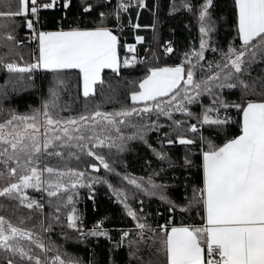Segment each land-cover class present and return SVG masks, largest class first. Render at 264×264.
I'll return each instance as SVG.
<instances>
[{
	"label": "snow or ice",
	"instance_id": "1",
	"mask_svg": "<svg viewBox=\"0 0 264 264\" xmlns=\"http://www.w3.org/2000/svg\"><path fill=\"white\" fill-rule=\"evenodd\" d=\"M132 7L144 9L148 5L146 0H115L114 6L113 0H80L79 17H70L72 0H0V71L8 74L5 85L14 90L26 82L32 83L31 74L37 70L53 76L48 98L29 114L0 109V167L4 169L0 178L6 181L0 187V197L18 202L16 209L25 206L38 210L41 216L26 226L31 216L14 222L10 216L0 215V264H82L51 239L54 227L63 226L62 207H70L66 225L77 233L76 237L64 233L65 241L82 240L85 236L111 241L103 221L85 233L75 207L77 188L87 187L89 198L94 199L96 184L107 185L134 221L132 228L120 230V239L114 242L117 248L127 246L129 264H264V0H234L239 44L233 40L226 47L213 42L220 19L215 15V0H181L179 6L173 0L170 14L182 7L197 20L199 47L184 52L183 60L171 66L141 61L143 77L127 81L131 86V105L121 104L105 111L104 103L119 101L115 95H106L105 85L111 92H118L104 79L103 71L111 69L119 75L121 64L131 68L137 63L136 57L121 60L120 40L114 31L123 27L122 14ZM44 9L63 12L61 23L54 30H45L46 22L40 16ZM93 12L96 18L88 19ZM17 20H23L30 39L37 43L34 62H20L25 41L17 32ZM129 26L141 27L139 23L132 24L131 17ZM151 27L155 31L156 23ZM135 39L143 41L144 37L138 35ZM160 47L161 55L174 52L170 41ZM127 48L133 50L135 45ZM208 51L219 59H208ZM152 58L157 59L154 52ZM70 70H78L77 87L82 88L84 104L79 113L64 117L59 114L64 108L57 111V102L72 85ZM197 70L202 73L199 78ZM98 86L100 101L95 100ZM225 90L237 91L238 99H226ZM7 94V87H0V96ZM204 96L209 98L208 105L203 104ZM197 104L201 106L199 113L191 108ZM232 109L241 117L235 121L239 134H229ZM174 113H180L182 118H174ZM134 116L142 122L134 121ZM161 117L170 123L162 124ZM165 126L168 131L158 138L161 147L149 144V133ZM136 141L150 147L168 167L174 161L163 146H183L182 167L189 173L196 169L201 174L193 183L191 197L178 203L166 194L168 185L153 178L164 169L146 180L138 179L117 172L114 161L110 163L103 154L104 150L122 154ZM63 148L76 151H69L65 157L56 150ZM41 156L59 157L64 166L40 167ZM82 156L92 159L81 161ZM71 158L85 167L68 166ZM101 166L136 191L158 197L168 205L167 221L150 222L148 218L153 213L144 212L142 200L137 201L139 209L131 207L129 200L135 198V192L91 175L89 169L98 172ZM29 189H43L49 197L66 202L56 204L45 223L44 205L28 195ZM176 212L200 216L204 223L177 225L171 215ZM155 215L159 217L160 213Z\"/></svg>",
	"mask_w": 264,
	"mask_h": 264
},
{
	"label": "trees",
	"instance_id": "2",
	"mask_svg": "<svg viewBox=\"0 0 264 264\" xmlns=\"http://www.w3.org/2000/svg\"><path fill=\"white\" fill-rule=\"evenodd\" d=\"M147 8L137 9L132 7L127 13H123V27L115 29L114 31L119 36L120 48L119 55L121 60L125 57L130 60L136 57V65L131 68H126L121 64V72L119 75L115 74L111 69H105L103 71V77L109 83L117 89V93L111 92L107 85L104 87L106 95H115L117 102L104 103L102 110L110 111L117 109L121 104L131 105L129 91L131 86L127 84V81H138L143 77L144 64L141 61L147 60L149 65H175L183 60L182 54L189 51L193 47H199L200 32L197 20L194 16L179 8L175 13L169 12L170 6L173 0H146ZM175 3L179 6L181 0H175ZM217 5L215 9V15L219 17L217 25V33L213 36V42L220 47H226L228 43L235 42L239 44V40L236 38V22L237 17L234 10V0H215ZM115 0H113V6ZM155 13V15H154ZM80 14V0H72V8L69 11L70 17H79ZM63 12L58 9H44L41 10L40 16L42 20L46 22L45 30H54L56 26L61 23L60 17ZM129 17H131V23H139L141 27L134 29L129 26ZM96 12H93L88 19H95ZM55 22V23H54ZM156 23L155 31L151 27L153 23ZM0 23H3L0 21ZM67 23V21H64ZM109 25H112L111 19L108 21ZM17 32L21 37H24V45L20 49L23 56L21 63L34 62V57L37 54V43L35 40H31V33L23 26V20H17ZM143 36V41L136 42V36ZM154 36L158 37L154 39ZM165 41H170L174 48V52L167 55H161L163 52L162 47ZM137 43L136 51L131 54L126 49V44ZM147 50V51H146ZM2 51V50H0ZM153 52L157 59L152 58ZM206 57L210 60L219 59L211 51L206 52ZM203 63V62H201ZM260 65H257L259 68ZM201 71H196V77L199 78ZM33 82H26L24 86H18L14 90L10 85H5V81L8 78V74L5 71H0V87H7V96H0V109L7 111L8 109L14 110L20 114H29L32 109L41 106L44 99L48 98V89L50 82L53 80V76L50 73H46L44 70H37L33 74ZM69 79L72 81L71 87L67 91L61 93L58 103V109L63 107V112L59 114L67 117L68 115H75L83 110L84 97L82 96V88L77 87L78 70H70ZM120 82V83H117ZM101 89L98 86L96 91L95 100L100 101ZM225 98L230 101L238 99L239 93L235 90H225ZM204 105L210 103L207 96L202 97ZM66 106V107H65ZM192 111L199 113L201 106L199 104L191 106ZM174 118L181 119L180 113H174ZM230 115L233 117V126L230 129L229 134H239V126L235 123L236 120L241 117L236 113L235 109H232ZM155 119V117H152ZM136 122L139 121L135 116L132 118ZM160 122L164 125L170 123V121L161 117ZM194 122V121H192ZM123 131H131L129 128H123ZM168 131V128L162 127L159 132H151L148 135V143L156 148H160L161 145L158 141L159 137H162L163 133ZM62 151L67 157L69 151H76L75 149H56ZM163 150L168 152L171 156L174 164L172 167L164 162H161L153 154L150 147L142 142H131L128 146V150L122 154H117L115 150L111 154L107 150H104L106 158L110 163L114 161V168L120 174H128L132 177L143 178L146 180L154 172H159L164 169L160 176H154L153 178L158 182H164L168 185L166 194L176 202H182L186 197H191L192 187L194 181L201 175L197 173L196 169H192L191 173L186 171L183 165L184 148L181 145H164ZM43 166L45 164L53 167H63L64 161L59 157H47L41 156ZM85 159H92L87 157H81V161ZM99 163L98 161H93ZM68 166L78 167L83 169L85 165L78 163L75 158L68 159ZM0 171H4L0 167ZM91 175L99 176L107 179L116 187H123L127 192H135V198L129 200L132 208L139 209L140 205L138 200L143 201V207L145 213H153L148 219L150 222L155 223L156 219H159L160 223H165L169 217L167 211L168 205L158 199V197H148L142 192L135 190L134 186L129 185L127 181H122L117 175L107 173L102 166L99 171H92L89 169ZM95 191L93 193L94 199L89 198V189L87 187H78V198L75 207L79 210L83 221V230L85 233L93 227L97 222L103 221V228L109 231L112 240L105 237H88L85 236L82 240L73 239L72 241H65L63 234L67 233L69 236L76 237L77 233L69 229L66 225V213L69 208H61L60 216L63 226L54 227L51 235V239L66 251L70 257L79 259L82 264H129L128 248L127 246L115 247L114 242L120 239L121 229H129L134 225V221L126 214V210L117 201L111 189L105 184H96ZM58 196L62 197V194L58 193ZM30 196L35 198L41 204L44 205L43 213L45 223H47V217L54 212L56 204H64L65 199L60 200L57 197H49L47 193L42 191L32 190ZM49 201L52 203L50 204ZM18 202L8 200L4 197H0V215L10 216L14 222H18L20 217H29L31 220L26 221V226H31L33 222L41 219L40 213L35 209H27L25 206H19L18 209L15 205ZM15 209V210H14ZM160 213L157 217L155 213ZM173 222L177 225L180 223H195L197 225L203 224L204 221L200 216L192 213L176 212L172 213ZM47 235V234H45Z\"/></svg>",
	"mask_w": 264,
	"mask_h": 264
},
{
	"label": "rangeland",
	"instance_id": "3",
	"mask_svg": "<svg viewBox=\"0 0 264 264\" xmlns=\"http://www.w3.org/2000/svg\"><path fill=\"white\" fill-rule=\"evenodd\" d=\"M40 167H43V164H42V158H41V164H40ZM45 175H47V174H45ZM5 183H6L5 179L0 178V187L5 186ZM27 191H28V195L30 196L32 189H29V190H27ZM35 191H36V190H35ZM40 191H42V193H45V191H43V189H41ZM37 192H38V191H37ZM30 197H31V196H30Z\"/></svg>",
	"mask_w": 264,
	"mask_h": 264
},
{
	"label": "crops",
	"instance_id": "4",
	"mask_svg": "<svg viewBox=\"0 0 264 264\" xmlns=\"http://www.w3.org/2000/svg\"><path fill=\"white\" fill-rule=\"evenodd\" d=\"M141 36V35H140ZM137 43L138 42H140V41H137V40H135ZM137 43H128V44H126V49H127V51L129 52V53H131V54H133L135 51H136V45H137ZM129 44H132V45H135V48L133 49V50H129L128 48H127V45H129ZM119 51V50H118ZM102 75H103V73H102Z\"/></svg>",
	"mask_w": 264,
	"mask_h": 264
}]
</instances>
